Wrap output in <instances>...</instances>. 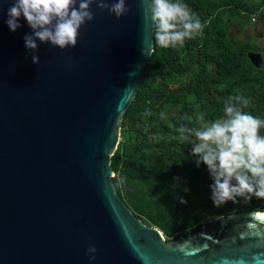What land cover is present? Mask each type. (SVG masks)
Here are the masks:
<instances>
[{
	"label": "water",
	"instance_id": "water-1",
	"mask_svg": "<svg viewBox=\"0 0 264 264\" xmlns=\"http://www.w3.org/2000/svg\"><path fill=\"white\" fill-rule=\"evenodd\" d=\"M10 2L0 0V264H264V211L166 240L115 191L110 156L153 53L140 0L119 18L93 3L75 47L36 41L39 63L25 19L15 32L5 23Z\"/></svg>",
	"mask_w": 264,
	"mask_h": 264
},
{
	"label": "trees",
	"instance_id": "trees-1",
	"mask_svg": "<svg viewBox=\"0 0 264 264\" xmlns=\"http://www.w3.org/2000/svg\"><path fill=\"white\" fill-rule=\"evenodd\" d=\"M183 3L204 25L202 32L167 49L154 40L110 156L116 193L166 240L203 226L215 235L221 216L264 211V199L255 197L214 206L210 174L191 154L195 137L185 141L179 132L182 126L200 128L222 118L224 101L235 95L249 99L245 112L264 119V68L255 67L247 55L257 51L264 60V42L258 40L259 29L264 35V0ZM236 26L251 33L241 40L230 34ZM201 114L203 121L198 119ZM260 131L264 134V128Z\"/></svg>",
	"mask_w": 264,
	"mask_h": 264
},
{
	"label": "clouds",
	"instance_id": "clouds-1",
	"mask_svg": "<svg viewBox=\"0 0 264 264\" xmlns=\"http://www.w3.org/2000/svg\"><path fill=\"white\" fill-rule=\"evenodd\" d=\"M140 2L154 26L155 43L161 48L183 45L202 32L204 25L183 0ZM93 3L117 18L128 12L125 0H11L5 23L15 32L21 27L19 18L25 19L32 32L24 35V47L32 53V62L39 63L36 41L61 50L75 47L80 27L94 19L90 10ZM249 104V99L241 95L229 96L223 104L222 118L203 123L200 128H179L182 140L195 137L191 154L197 166L202 162L210 174L211 199L217 207L238 197L245 201L264 199V134L260 131L264 119L245 112ZM198 119L203 121V114ZM181 203L186 201L181 198ZM87 251L95 253L97 249L89 246ZM94 259V255L89 256L90 261Z\"/></svg>",
	"mask_w": 264,
	"mask_h": 264
},
{
	"label": "rangeland",
	"instance_id": "rangeland-1",
	"mask_svg": "<svg viewBox=\"0 0 264 264\" xmlns=\"http://www.w3.org/2000/svg\"><path fill=\"white\" fill-rule=\"evenodd\" d=\"M258 32L260 33L258 35V40L259 42L263 43L264 42V35L262 34V32L260 31V29L258 30ZM246 33V34H245ZM243 33L240 28H238L237 26L236 27H233L230 34L233 35V36H236L238 37L239 39L241 40H244L246 39V37L248 36V34H250L251 32L250 31H247ZM254 40V39H253Z\"/></svg>",
	"mask_w": 264,
	"mask_h": 264
}]
</instances>
